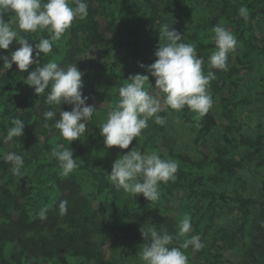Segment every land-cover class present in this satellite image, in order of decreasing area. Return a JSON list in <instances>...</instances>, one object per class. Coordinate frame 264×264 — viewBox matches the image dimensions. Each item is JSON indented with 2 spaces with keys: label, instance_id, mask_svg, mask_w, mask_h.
<instances>
[{
  "label": "trees",
  "instance_id": "trees-1",
  "mask_svg": "<svg viewBox=\"0 0 264 264\" xmlns=\"http://www.w3.org/2000/svg\"><path fill=\"white\" fill-rule=\"evenodd\" d=\"M186 1L84 0L87 18L74 19L52 52L41 53L40 64L54 61L65 69L76 64L83 72L82 54L88 51L93 100L99 103V98H105L109 112L119 99V87L131 75H149L145 87L157 91L155 78L139 64L155 62V52L160 42H165L163 38L160 41L159 32L171 26L184 35L185 43L196 45L205 74L215 73L209 91L217 100L221 127L215 129L212 147L206 138L219 120L209 111L199 115L187 106L176 112L196 126L190 151L174 146L165 126L154 119L129 149L108 148L99 129L107 112L96 103L85 137L67 141L54 125L60 112L69 110V104L47 103L50 86L44 94H35L27 85L28 73L20 72L15 64L9 70L1 68L0 214L5 221L0 226V264H134L137 260L129 254L127 242L144 239L141 228L151 225L167 229L174 236V247L193 235L200 236L205 245L201 250L192 246L181 249L188 264H264V132L245 134L242 119L246 108L264 103V75L254 89L246 87L245 77L256 71L264 74V33L259 35L254 29L255 18L264 17V0H209L213 2L209 11L213 12L193 24L174 14ZM68 2L75 7V0ZM242 6L250 13L247 22L239 15ZM2 15L5 22L14 18L13 13ZM217 24L238 40L228 54L226 71L210 66L209 58L216 50L212 29ZM21 35L34 46L50 33L44 29ZM18 47L13 41L0 55H9ZM35 67L31 65L29 71ZM49 110L56 113L51 120L44 116ZM159 115L163 117L164 112ZM13 118L25 123L24 134L5 143ZM58 144H70L73 159L79 158L80 166L68 176L60 174L59 162L51 154ZM132 147L157 152L179 164L175 181L161 184L156 202L143 194L135 197L117 190L109 179L113 162ZM7 152L23 156L22 176L13 174L11 163L3 159ZM248 166L259 181L255 194L246 193L241 176ZM177 195L178 208L169 210L163 202ZM62 200L68 202L64 215L59 211ZM223 210L234 212L237 219L214 228ZM185 214L191 216L193 230L179 236V223ZM71 223H75L74 228ZM45 228L50 234L43 232Z\"/></svg>",
  "mask_w": 264,
  "mask_h": 264
},
{
  "label": "clouds",
  "instance_id": "clouds-1",
  "mask_svg": "<svg viewBox=\"0 0 264 264\" xmlns=\"http://www.w3.org/2000/svg\"><path fill=\"white\" fill-rule=\"evenodd\" d=\"M3 13H13L14 18L5 22ZM239 15L246 22L250 19L246 7H240ZM87 16L88 5L84 0H75V7L70 6L68 0H0V50L9 49L13 41L19 45L9 55H0L3 61L0 68L9 70L15 64L20 72L28 73L27 85L34 88L35 94H44L50 86L47 103L72 105L70 111L60 112V118L54 125L60 135L70 142L85 137L87 121L97 108L87 103L89 97L82 91L84 73L76 64L66 69L54 61L41 65L40 56L41 53L47 55L52 52L55 42L70 28L74 19L84 20ZM44 29L48 30L50 36L42 37L34 46L21 35V32ZM212 31L216 50L209 58L210 66L226 71L228 54L235 50L237 37L220 24L214 26ZM159 33L160 41L163 38L165 42H160L155 52L157 59L150 65L139 64L155 78L154 88L158 91L150 92L145 87L149 83L147 74L137 73L125 80L118 89L119 99L107 113L106 122L99 127L108 148L129 149L134 138L140 137L142 130L148 127L150 119L164 125L166 118L159 115L164 106L176 111L187 106L199 115L206 114L213 106L209 88L216 76L213 71L205 74L203 58L198 55L196 45L185 43L184 35L171 26L162 27ZM34 64L35 69L29 71ZM44 116L51 120L56 113L49 110ZM11 125L4 137L5 143L24 134L25 123L21 119L13 118ZM69 145L65 147L58 144L51 153L59 162L60 174L63 176L70 175L80 166L77 163L79 158L73 159L74 153ZM3 159L11 163L13 174L22 176L23 156L7 152L3 154ZM178 168L179 164L173 159H164L157 152H141L132 147L113 162L108 176L117 190L122 189L135 197L143 194L148 201L156 202L161 196V184L174 182ZM67 204L66 200L60 201L61 215L67 213ZM192 230L191 216L185 214L179 223V236H185ZM141 234L146 241L139 253L143 264H188V257L181 249L192 246L194 250H201L205 246L199 235H193L179 247H174V236L163 227L157 230L155 225L147 229L142 227Z\"/></svg>",
  "mask_w": 264,
  "mask_h": 264
},
{
  "label": "rangeland",
  "instance_id": "rangeland-1",
  "mask_svg": "<svg viewBox=\"0 0 264 264\" xmlns=\"http://www.w3.org/2000/svg\"><path fill=\"white\" fill-rule=\"evenodd\" d=\"M216 3V2H215ZM213 2L209 0H187L186 3L182 6L180 10L175 12L174 14L176 16L182 17L183 20L187 24H193V23H200L206 17H208L210 12L212 10ZM254 29L255 32L259 35H262L264 33V17L263 18H255L254 20ZM82 60H81V66H83V81H84V87H83V94L88 96L89 99L87 101L88 104L99 105L100 108H102L104 111L108 113V102L105 100V98H99V103L95 102L93 100V94L91 89V83L93 81L92 76V70H91V63H90V55L89 52H84L82 54ZM2 67V66H0ZM0 70H2L0 68ZM263 73H257L255 75L246 74V87L249 89H254V87L257 84H260L261 82V76H263ZM260 78V79H259ZM158 91V90H157ZM162 104H163V97ZM72 108V105L69 104V110ZM164 116L166 118L165 131L166 135L168 136L169 140L174 144V146H183L187 148L189 151L191 150V147H193V134L195 131V125L191 122V120H184L181 118L176 110H172L166 106H164ZM215 117L217 118V121L219 120V106L217 103V100H213V106L209 110ZM242 119H243V130L245 134L247 135H257L258 133L264 132V103L260 105H253L248 108H246L242 113ZM221 127L220 120L217 123V126L213 128L212 133L209 134L206 138L207 144L209 147H212L215 142V129ZM241 176L243 180L245 181L246 186V193L247 194H255L259 185V181L256 177H254L251 174L249 166L245 168L241 172ZM180 195H177L172 200H169L168 202H163V204L169 209L174 210L177 209L179 206V197ZM70 210V208H69ZM237 219V216L234 212H228L226 210H223V214L221 215V218H217L215 221L214 228H216V225H221L223 223H229L230 221H233ZM4 218L0 214V226L4 223ZM72 228L75 227V223H71ZM152 226V225H151ZM45 234H50L48 228H45L43 230ZM210 239V238H208ZM146 243L144 239H140L137 242L128 241V252L131 256H133L137 262L134 264H143V261L140 259L139 253L142 249V245ZM108 252V250H107ZM114 253V252H113ZM113 255H111L112 257ZM109 257V255H108Z\"/></svg>",
  "mask_w": 264,
  "mask_h": 264
}]
</instances>
